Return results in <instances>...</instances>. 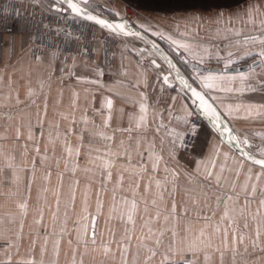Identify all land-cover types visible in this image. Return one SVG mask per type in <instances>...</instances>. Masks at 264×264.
Instances as JSON below:
<instances>
[{"label": "crops", "instance_id": "0c3cea01", "mask_svg": "<svg viewBox=\"0 0 264 264\" xmlns=\"http://www.w3.org/2000/svg\"><path fill=\"white\" fill-rule=\"evenodd\" d=\"M123 3L89 0L88 5L121 17ZM11 4L17 14L20 8L27 13L42 9L19 0ZM205 4L209 7L141 9L134 19L151 34L192 44L196 52L210 49L205 61H227L230 51L232 65L261 61L256 53L264 45L250 38L264 39V0ZM55 12L81 21L69 12ZM91 35L97 40L90 56L29 34L5 36L0 264H264V168L226 145L183 89L164 83V63H139L142 51L133 47L136 41L94 24ZM162 41L171 51L170 43ZM251 68L211 70L237 79L202 90L216 97L213 102L240 136L264 137V64ZM240 73L248 78L241 81ZM141 104L147 105L143 124ZM186 112L192 113L195 135L182 119ZM173 130L185 133L187 145L170 142ZM150 145L158 162L150 157ZM190 244L195 251H188Z\"/></svg>", "mask_w": 264, "mask_h": 264}, {"label": "snow or ice", "instance_id": "6c2138e0", "mask_svg": "<svg viewBox=\"0 0 264 264\" xmlns=\"http://www.w3.org/2000/svg\"><path fill=\"white\" fill-rule=\"evenodd\" d=\"M57 4L66 5V9L70 10L71 14H73L74 16L81 17V18L86 19L88 21H92V22L96 23L97 25L101 26L102 28L110 30L112 33H114L116 35H123V36H128V37H137V38L143 39L142 32L129 28L127 22L123 18L120 19V22H113V21H109L108 19H105V18H100L97 15H93L89 11L88 0H57ZM55 10L61 11L62 9L57 7ZM249 11H251V8L249 9ZM114 14L117 16L119 15L118 13H115V12H114ZM221 15H223V13H221ZM138 28L142 29L144 32L149 31V27L145 24H139ZM227 31L233 32V34L237 35V36L241 35V33L239 31H235L233 29H227ZM152 35L153 36H159L161 39L167 40L170 43L172 52L179 54V51L183 50L185 53H187L188 56H180L181 63L186 64V65L189 64V62H190L188 57H190L191 60L196 61L197 64L203 65L205 62V57L211 54L210 49H208L206 47L202 48V50L200 52H196V51H194V48H195L194 45L186 43V42H182L179 40H175L171 36H166L163 33L158 32V31H152ZM250 39H251L252 43H255L258 41L260 44L264 45V39L257 38V37H252ZM146 43H151L153 49L159 50V46L154 41H146ZM237 43H240V42H237ZM243 43L245 45H248L249 39H245L243 41ZM234 55L235 54L231 51L227 53L228 59L225 63V68H227L228 64L234 62L232 59V57ZM243 55L246 56L247 53H244ZM256 55H258L261 58L260 63L264 64V50L259 51L258 53H256ZM164 58L167 60L171 69L175 70V77H176V79L179 80L180 84L183 86V89L190 91L191 96L194 98L193 103L195 104L197 101L199 102L198 106L201 109L202 114L205 117L210 118L211 121L213 122V124L217 128L223 127L225 132L230 133V138L233 140H236V142L239 143L240 141L235 136L231 135V132H230V129L228 128V126L221 123V119H222L221 113L217 110L216 107H214L213 103H210L209 99L206 98L207 93L203 92L202 90H197V87L194 86V85H198L201 89H212V88L217 86V82H219V81H222L224 79L235 80V79H237V77H235V76L225 77V76L219 74V72H213L211 70H204L201 67H198L197 64H192L191 69H190L191 75L188 78H185V76L181 75L180 70L176 67L175 64H173L171 59H168V57H164ZM153 64H155V60H153ZM73 67H75V64H73ZM249 71L250 72L254 71V69L250 67ZM102 74L103 73L101 72L100 75H102ZM247 78L248 77L245 73L239 74V79L241 81H244ZM163 80H164L165 84L169 83V77L168 76H164ZM33 94L34 93L30 90L29 95H33ZM215 99H216V97H214V96L211 97L212 101H215ZM106 103H107L108 108L110 109L112 107V101L109 99L106 101ZM140 111L142 113V115L140 116V122H141V124H143L146 121L147 105L141 104ZM230 112H231V110L229 109L228 114H230ZM191 115H192V113L186 112L185 117H183L182 119L184 120L185 124H190V131L193 135H195L197 132V126L194 123L190 122L189 117H191ZM161 126H163V125H161ZM171 134L173 136V139L170 142L173 145L178 144L179 147H183L184 146V135H185V133H176L173 130ZM221 135H223V133H221ZM29 138H31V134L29 135ZM244 143L247 144V141H244ZM69 151H71V150L69 149ZM149 152H150V157L155 156V159L158 162L160 157L156 156V154L154 152V145H150ZM262 155H264V153H262ZM250 158L253 159L254 163H257V164L264 166V159H255V157H250ZM153 167L154 168L156 167L155 163H154ZM199 167H200V162L197 161V168H196L197 171H199ZM173 175H175V174H173ZM211 175H212V173L210 171L207 172L208 177H210ZM157 186L158 187L160 186L159 182H157ZM254 191H255V189L253 188V192ZM229 199H231V197H229ZM20 207L22 209H26L27 205L22 204ZM135 207H136L135 203L133 202V204H132L133 211L135 210ZM225 207H226L225 216H227L228 215L227 205H225ZM174 211H175V206L173 205V212ZM131 219H132V215L130 213L129 214V220H131ZM161 235H163V234H161ZM175 235H176V233L173 232V236H175ZM257 238H259V230L257 231ZM93 242H95L94 239H93ZM160 242L161 241L159 239L156 241L157 244H160ZM174 250L175 249H173V251ZM195 250H196L195 244H190L188 246V251H195ZM154 254L155 253H153V255ZM205 259L207 261L208 257L206 256ZM184 264H195V261L194 260H188V261H185Z\"/></svg>", "mask_w": 264, "mask_h": 264}, {"label": "built area", "instance_id": "2783aa9c", "mask_svg": "<svg viewBox=\"0 0 264 264\" xmlns=\"http://www.w3.org/2000/svg\"><path fill=\"white\" fill-rule=\"evenodd\" d=\"M124 7L125 16L130 20L143 13L141 9L128 0H124ZM12 8L11 0H0V58L5 46L6 34L14 35L17 32L28 33L41 43L59 42L68 50H74L83 56H90L93 52V45L97 38L91 35V27L93 26L91 22L71 14L72 17L81 20L72 22L71 18L67 19L61 14L49 13L43 9L27 13L20 8V13L17 14V11ZM102 40L108 43V39ZM133 47L138 49L135 45ZM138 61L143 65L151 64L150 56L146 52L138 54ZM225 63L226 61H211L206 66L223 68ZM234 63L235 61L228 65ZM187 65L190 66V64ZM244 133L256 139L260 137L250 132ZM184 145H187V139L184 140Z\"/></svg>", "mask_w": 264, "mask_h": 264}, {"label": "water", "instance_id": "95a60500", "mask_svg": "<svg viewBox=\"0 0 264 264\" xmlns=\"http://www.w3.org/2000/svg\"><path fill=\"white\" fill-rule=\"evenodd\" d=\"M88 3H89V0H88ZM57 7L61 8L62 9L61 11L64 12V13H66V12L71 13L70 10L66 9V5L57 4V0H56V3L53 5V8L56 9ZM89 11L93 15H97L100 18H105V19H108L109 21H113V22H120V19L123 18L127 22L129 28H131L133 30H136V31H141L143 39L139 38L141 40V42H137V45H138V48H139L140 51L148 52L152 48V44L151 43H146V41H154L159 46V50H156V49L152 48L153 51L156 53V55H153L151 57V59H150L151 63L153 64V60H155V64L154 65H156L157 67H161L163 65V63H164L166 65V67H167V70L162 73V76L163 77L164 76H168L169 77V83L167 85L168 86L171 85V87L175 86L177 88L183 89V86L180 84L179 80L176 79V77H175V70L171 69L170 65L168 64L167 60L164 57H168V59H171L173 64H175L176 67L180 70L181 75L185 76V78H188L189 74L184 70V68L182 67L180 62L177 60L175 55L162 43V39L161 38H156L153 35H151L150 33L144 32L142 29L138 28V25L133 20H130L129 18H127L125 16H121V17L105 16V15H102L99 12L91 9L90 7H89ZM89 22H91L92 24H94L96 26H99V25H97L96 23H94L92 21H89ZM99 27H101V26H99ZM106 30L111 32L108 29H106ZM119 36L130 38L128 36H123V35H119ZM176 55H181V51H179V54L176 53ZM181 56H186V55H181ZM189 61H190L189 62L190 66L192 64H197V62L191 61L190 58H189ZM258 64H260V60H255V61H252L251 63L245 64V65H228L227 68H225V67H223V68H220V67H207L206 65H199V64H197V66L201 67L204 70H215V71H226V72L228 71V72H230V71L246 70V69H249L250 67L257 66ZM194 86L197 87V90H202L198 85H194ZM183 90L185 91V93L190 98L194 99L191 96L190 91H188L186 89H183ZM202 91L204 92V90H202ZM206 98H208L209 102L213 103L214 107H216L217 110L221 113V117H222L221 123L227 125L228 128L230 129L231 135L235 136L240 142L237 143L236 140L231 139L229 132H225L223 127L217 128L213 124V122L211 121L210 118L205 117L202 114V111H201V109L198 106L199 102L197 101L194 104V107L198 111L200 117L203 118L209 124V126L218 133V135L224 141V143L226 145H228L238 155H240L241 157H243L244 159H246L250 163L264 168V166H262L260 164H257V163H254L253 159L250 158V157H255V159H264V156H261V155L255 153L252 150V145L254 144V142L248 137H240V135L235 130V128L233 127V125L230 122V120L221 112L219 107L210 99V97L208 95H206ZM221 133H223V135H221ZM244 141H247V144H245Z\"/></svg>", "mask_w": 264, "mask_h": 264}, {"label": "rangeland", "instance_id": "374dc122", "mask_svg": "<svg viewBox=\"0 0 264 264\" xmlns=\"http://www.w3.org/2000/svg\"><path fill=\"white\" fill-rule=\"evenodd\" d=\"M25 7H29V8H32V7H40L42 8L44 11H47L49 13H56L54 8L52 7L53 3L55 2V0H19ZM130 2H132L135 6L138 7V5L135 3L134 0H128ZM154 0H145V2L151 4ZM179 1V6L180 8L183 7L184 5L183 4H201V7L204 8V7H209L208 5H206L205 3L209 2V1H213V2H220V3H226L228 0H178ZM188 2V3H186ZM124 4V3H123ZM153 4V3H152ZM125 8V7H124ZM139 9H141L140 7H138ZM179 7H177L178 9ZM24 34H28V33H24ZM30 35V34H29ZM129 40L131 41H134L132 40L133 38L130 37L128 38ZM39 42V40H38ZM135 46H137L135 44ZM136 50H139L136 49ZM149 53L153 54V55H156V53L153 51V49L151 48L149 50ZM178 56V59L180 60V55H177ZM151 57V56H150ZM211 62V60H206L204 62L203 65H207V63ZM186 68L188 70H190V66L189 65H185ZM252 134H255V133H252ZM258 136H260L258 134ZM243 137V136H242ZM250 139H253L254 141V144L252 145V150L261 155V156H264L262 155V153H264V137L263 136H260L259 139H256V138H253L251 136H248ZM255 141L257 142V144H255Z\"/></svg>", "mask_w": 264, "mask_h": 264}, {"label": "trees", "instance_id": "16d2710c", "mask_svg": "<svg viewBox=\"0 0 264 264\" xmlns=\"http://www.w3.org/2000/svg\"><path fill=\"white\" fill-rule=\"evenodd\" d=\"M134 1L138 5V7H140L142 10H153V9L163 10V11L174 10L180 5L178 0H154L152 2L153 4L152 3L149 4V3L145 2V0H134ZM186 3H188V2H186ZM89 7L91 9L99 12L102 15L116 17L115 14H113L112 12L106 10L105 8H103V7L99 8V5L98 6L94 5V6H89ZM135 20L136 19H134L133 21L137 24V22ZM148 33H150V32H148ZM154 37H156V36H154ZM156 38H159V37H156ZM162 43L166 46V43H164L163 41H162Z\"/></svg>", "mask_w": 264, "mask_h": 264}, {"label": "bare ground", "instance_id": "6f19581e", "mask_svg": "<svg viewBox=\"0 0 264 264\" xmlns=\"http://www.w3.org/2000/svg\"><path fill=\"white\" fill-rule=\"evenodd\" d=\"M132 38H133V40L136 41V42H141V40H140L139 38H137V37H132Z\"/></svg>", "mask_w": 264, "mask_h": 264}]
</instances>
